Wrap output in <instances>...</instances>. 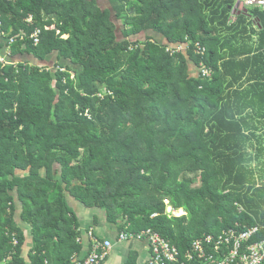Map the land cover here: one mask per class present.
Returning <instances> with one entry per match:
<instances>
[{
    "label": "trees",
    "instance_id": "trees-1",
    "mask_svg": "<svg viewBox=\"0 0 264 264\" xmlns=\"http://www.w3.org/2000/svg\"><path fill=\"white\" fill-rule=\"evenodd\" d=\"M235 3L0 0V264H75L74 201L159 233L171 264H200L203 234L264 239V10Z\"/></svg>",
    "mask_w": 264,
    "mask_h": 264
},
{
    "label": "built area",
    "instance_id": "built-area-1",
    "mask_svg": "<svg viewBox=\"0 0 264 264\" xmlns=\"http://www.w3.org/2000/svg\"><path fill=\"white\" fill-rule=\"evenodd\" d=\"M245 7H256L264 10V0H238ZM31 15L26 19L31 21ZM23 33V32H22ZM24 34V33H23ZM40 30L36 28L31 34L34 40V45L39 42ZM22 39L23 35L19 36ZM14 40V37H9L6 41V49H9V44ZM182 47L178 45L175 49L166 48V51L173 53L177 52ZM202 77H208L209 72L206 69L201 70ZM73 76V75H72ZM166 202V201H165ZM168 214H178L175 210L167 206ZM181 213H183L181 211ZM155 214H152L154 216ZM262 226L253 225L245 226L244 229L237 230L229 228L222 230L216 236L212 234H203L191 241L190 250L198 256L206 257L213 264H262L264 262V239H257L255 236L261 230ZM122 233L120 239L125 238ZM138 238L144 237L152 250V263L167 264V261L176 259L177 248L169 240L162 237L159 233L152 231L150 228L143 229ZM100 248L97 252L96 249ZM110 247V241L104 240L103 244H96L93 247L92 253L83 261L77 259V255L73 256V260L77 264H93L102 258L106 250ZM209 248V249H207Z\"/></svg>",
    "mask_w": 264,
    "mask_h": 264
},
{
    "label": "crops",
    "instance_id": "crops-1",
    "mask_svg": "<svg viewBox=\"0 0 264 264\" xmlns=\"http://www.w3.org/2000/svg\"><path fill=\"white\" fill-rule=\"evenodd\" d=\"M239 5V4H238ZM236 8L237 5L235 4ZM243 9V8H242ZM238 9V10H242ZM234 20L231 16V21ZM181 46V45H180ZM187 48V46H185ZM182 48L177 51L181 52ZM205 48L201 46H197L195 49H193L194 54H198L199 52L204 53ZM174 53V52H173ZM193 67V66H192ZM192 70V74L195 73L196 75L198 71L201 73V70L204 69V66L202 63L199 64V66L194 71ZM196 70V72H195ZM80 210L77 211V216L79 219V230L82 238L84 239V249L83 253H85L86 250V229L90 226L93 228V232L95 235L100 238H108V239H115L116 238V232H115V224H110L106 220V216L103 212H101L99 209H96L95 207H84L82 206L79 208ZM181 211V210H179ZM112 249H110L107 257L99 264H122L129 256V254H133L135 263L136 264H150L149 263V249L145 242L138 241V240H129V241H123V242H116L113 243Z\"/></svg>",
    "mask_w": 264,
    "mask_h": 264
},
{
    "label": "bare ground",
    "instance_id": "bare-ground-1",
    "mask_svg": "<svg viewBox=\"0 0 264 264\" xmlns=\"http://www.w3.org/2000/svg\"><path fill=\"white\" fill-rule=\"evenodd\" d=\"M142 230L138 231V232H133V231H121L119 232L117 235H116V238L114 240H111V239H104V240H109L110 241V247L106 250V253L104 254V256L100 259H98V261L96 263H93V264H99L104 258H105V255L108 253L107 251H110L114 241L116 242H123V241H129V240H138V241H143L146 243L148 249H149V263L150 264H154L152 263V250L149 246V243L147 242V240L144 238V237H141V238H138L137 235L141 233ZM93 228H90L88 231H87V237L90 238V239H93L94 240V235H93ZM124 233L126 235L125 238L123 239H120V235ZM103 240V241H104ZM79 241V240H78ZM12 245H15L16 244V239H12ZM103 244V242L101 243ZM177 248V247H176ZM93 251V250H92ZM92 251H90L89 253H87V251L85 253H79L78 254V258L79 261H83L84 259H86L91 253ZM97 251V250H96ZM99 252V251H97ZM184 258L186 259V261H195V260H200V264H213L211 261H209L206 257H201V256H198L196 253L192 252L191 250H188L186 251L184 254ZM179 261V250L177 249V256H176V259L175 260H172V261H167V264H171L173 262H178ZM75 264H77V261H75Z\"/></svg>",
    "mask_w": 264,
    "mask_h": 264
},
{
    "label": "rangeland",
    "instance_id": "rangeland-1",
    "mask_svg": "<svg viewBox=\"0 0 264 264\" xmlns=\"http://www.w3.org/2000/svg\"><path fill=\"white\" fill-rule=\"evenodd\" d=\"M100 2H102V0H100ZM236 3L239 4V5L237 6L238 9H242V8L245 7V6H243L238 0H236ZM236 3H235V4H236ZM234 7H236V6L234 5ZM259 9H261V8H259ZM231 15H232V18H233V13H231ZM34 30H35V29H34ZM34 30H33V32H34ZM33 32H32V33H33ZM32 33H31V34H32ZM31 34H30V38H32V37H31ZM21 35H23V33H22V31H19V33L16 34L15 37H16V36H21ZM23 36H24V35H23ZM22 38H23V37H22ZM32 39H33V38H32ZM119 39H121V38H119ZM33 43H34V40H33ZM37 44H38V43H37ZM5 53H6V51H5ZM0 54H2V55H0V62H4V61L6 60V58H5V55L3 54V51H0ZM6 54H7V53H6ZM46 61H48V59H47ZM49 61H51V63L48 64V66H49L50 69H53L54 66L52 65V63H53L52 61H55V57L52 56V58H50ZM5 62H7V61H5ZM58 169H59V168H58ZM16 172H17L18 175H21V174H22V175H25V174L23 173V171L16 170ZM56 177L59 178V174L56 175ZM66 193H67V192H66ZM72 205L74 206V208H76V207L78 206L77 209H76L77 211L80 210L79 208H81V205H80L78 202H76V201H74V202L72 203ZM171 209H172V208H171ZM78 212H79V211H78ZM102 212L105 214L104 211H102ZM182 212H183V211H182ZM180 214H183V213H181V211H178V215H180ZM176 215H177V214H176ZM110 224H111V223H110ZM112 225H113V224H112ZM114 227H115V232H117V228H116V226H114ZM28 236H29V234H28ZM28 238H29V237H28ZM28 240H29V239H28ZM113 240H114V239H113ZM114 243H116V241H114ZM111 249H112V248H111ZM26 250H27V246L25 245L23 251L26 252Z\"/></svg>",
    "mask_w": 264,
    "mask_h": 264
},
{
    "label": "clouds",
    "instance_id": "clouds-1",
    "mask_svg": "<svg viewBox=\"0 0 264 264\" xmlns=\"http://www.w3.org/2000/svg\"><path fill=\"white\" fill-rule=\"evenodd\" d=\"M207 78H208V79L211 78V77H210V74H209V76H208ZM175 211H176V210H175ZM178 211H179V210H178ZM178 211H176V212L178 213ZM181 211H182V210H181ZM183 213H184V212H183ZM177 215H178V214H177Z\"/></svg>",
    "mask_w": 264,
    "mask_h": 264
},
{
    "label": "water",
    "instance_id": "water-1",
    "mask_svg": "<svg viewBox=\"0 0 264 264\" xmlns=\"http://www.w3.org/2000/svg\"><path fill=\"white\" fill-rule=\"evenodd\" d=\"M236 5L238 6V3H236ZM240 12V11H239Z\"/></svg>",
    "mask_w": 264,
    "mask_h": 264
}]
</instances>
